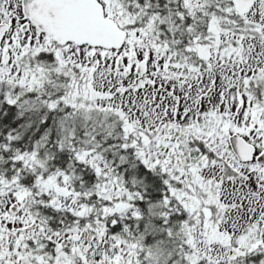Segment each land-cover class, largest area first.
<instances>
[{"label":"snow or ice","instance_id":"1","mask_svg":"<svg viewBox=\"0 0 264 264\" xmlns=\"http://www.w3.org/2000/svg\"><path fill=\"white\" fill-rule=\"evenodd\" d=\"M0 264H264V0H0Z\"/></svg>","mask_w":264,"mask_h":264}]
</instances>
